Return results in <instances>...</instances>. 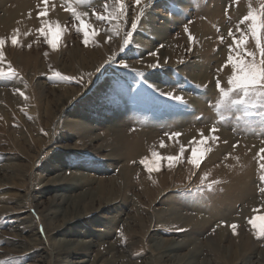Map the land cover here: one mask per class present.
<instances>
[{"label": "rangeland", "instance_id": "rangeland-1", "mask_svg": "<svg viewBox=\"0 0 264 264\" xmlns=\"http://www.w3.org/2000/svg\"><path fill=\"white\" fill-rule=\"evenodd\" d=\"M17 2L0 26V264H264V102L228 83L262 59L241 21L264 0Z\"/></svg>", "mask_w": 264, "mask_h": 264}, {"label": "snow or ice", "instance_id": "snow-or-ice-1", "mask_svg": "<svg viewBox=\"0 0 264 264\" xmlns=\"http://www.w3.org/2000/svg\"><path fill=\"white\" fill-rule=\"evenodd\" d=\"M44 2L47 3V0H44ZM136 3L139 4L140 0H136ZM41 15H46V13H41ZM261 16H264V10H262L261 15H256L252 12H249V14L243 18L241 23H243L244 21H248V20L252 21L250 31L252 35L256 37V45L260 49V56L262 57V59L259 61V63H257L254 59L252 61H247V62H245L244 60H239L236 64L233 65L234 69L236 70V74H234L233 77L229 79L228 83L229 85L232 86L233 89L241 90L244 97H249V96L259 97L260 101L264 102V47L261 46L260 39L258 36L260 29L264 28V23H257L258 21L261 20ZM97 19L104 20L105 17L102 15H97ZM87 27L89 26L84 25L82 22V29H86ZM83 34L85 37V42H87V39L89 36L88 31L85 30ZM190 39L192 38L190 37ZM12 43L15 45L17 43V40L13 38ZM125 43H127V40H125ZM234 43H243V41L234 40ZM2 44H3V41L0 40V45ZM123 50L124 49L122 48V51ZM229 59L231 60L232 57L230 56ZM154 66H158V65H154ZM3 75H5V73L0 72V76H3ZM64 79H69V78L64 77ZM217 87L220 88L219 80L217 81ZM224 94L227 95V93H224ZM238 102L244 103L245 101L240 100ZM251 106L254 107L255 105H251ZM213 131H215V129H213ZM166 159L171 165L172 162L175 161L177 158L167 157ZM188 162L198 166V160L196 159L195 151H193V158L190 159ZM149 170L151 171V169ZM250 223L253 225L254 228L256 227L255 221H250ZM236 227H237L236 225H232L234 234H235ZM259 235H264V232L259 233ZM259 235H258V238H259Z\"/></svg>", "mask_w": 264, "mask_h": 264}, {"label": "bare ground", "instance_id": "bare-ground-1", "mask_svg": "<svg viewBox=\"0 0 264 264\" xmlns=\"http://www.w3.org/2000/svg\"><path fill=\"white\" fill-rule=\"evenodd\" d=\"M11 4L12 5H14V8H12V9H10V11L8 12H6V13H8V16L6 17V21L7 22H3L4 20H0V26H3L4 28V30H8L9 28H10V25H13V22L12 21H14L15 20V18L17 17V12L20 10V9H22V4L21 3H18L17 2V0H12V2H11ZM18 26V25H17ZM196 33V32H195ZM198 34V33H197ZM185 140H187V139H184V141ZM58 213V211H51V212H48L47 214H51V219L53 218V217H56V214ZM23 216V215H22ZM79 218V217H78ZM71 221H70V219H67V220H65L64 221V223L62 224V227L64 226V225H66V224H68V223H70ZM128 234V233H127ZM16 236V235H15ZM27 236V235H26ZM25 237V236H24ZM36 237V236H35ZM33 238H34V236H33ZM27 239V238H26ZM32 239V238H31ZM53 242V244H55V245H57V246H59L60 248H62V249H67L66 248V246H65V244H64V241L63 240H53L52 241ZM29 245L28 246H31L30 244H33L31 241H28L27 242ZM20 244V243H19ZM18 244V245H19ZM24 245H26V244H24ZM91 243L89 242V243H87V245L85 246V247H81L80 249H83V250H81V251H88V248L89 247H91ZM161 245H163V246H161ZM180 248V245H178V244H171V243H167V242H164V241H156L155 242V246H154V248H153V250H157L158 252L159 251H162L163 252V254L164 255H166L167 257H169V258H172L173 256L172 255H170V253L171 252H174V249L175 250H177V249H179ZM161 249V250H160ZM22 253H23V251H22ZM87 261H85V260H78V261H75V262H72V263H70V264H84V263H86ZM69 264V263H68ZM91 264H93V262L91 263ZM176 264H178V262L176 263Z\"/></svg>", "mask_w": 264, "mask_h": 264}]
</instances>
